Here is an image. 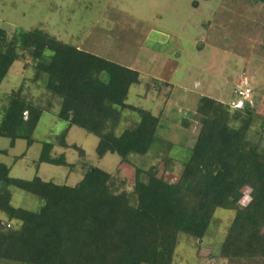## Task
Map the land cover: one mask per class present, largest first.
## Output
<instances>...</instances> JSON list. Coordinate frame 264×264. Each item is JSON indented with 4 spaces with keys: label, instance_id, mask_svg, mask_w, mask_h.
<instances>
[{
    "label": "trees",
    "instance_id": "16d2710c",
    "mask_svg": "<svg viewBox=\"0 0 264 264\" xmlns=\"http://www.w3.org/2000/svg\"><path fill=\"white\" fill-rule=\"evenodd\" d=\"M16 62L32 68L33 77L0 97V138L9 139L10 148L24 140L30 149L42 115L52 107L25 97L29 81L60 99L56 116L69 125L55 142H43L38 170L41 164L76 167L65 153L53 156L55 147L73 149L85 159L83 149L67 142L70 128L77 127L98 138L99 159L118 155L119 167L133 177L130 191L116 192L113 175L87 163H80L87 170L75 186L38 176L12 178L11 168L0 163V264H173L179 237L203 242L219 209L234 211L235 217L215 256L230 264H264V117L253 92L252 103L238 110L231 103L200 98L197 139L178 179L169 181L170 156L147 169L130 160L131 155H148L160 140V115L127 103L131 88L141 83L138 71L43 29H17L9 35L0 28V87ZM163 85L171 86L151 78L147 92ZM125 111L139 120L119 134ZM254 126L258 140L250 135ZM12 187L37 197L41 208L14 207Z\"/></svg>",
    "mask_w": 264,
    "mask_h": 264
},
{
    "label": "rangeland",
    "instance_id": "374dc122",
    "mask_svg": "<svg viewBox=\"0 0 264 264\" xmlns=\"http://www.w3.org/2000/svg\"><path fill=\"white\" fill-rule=\"evenodd\" d=\"M0 28L9 35L17 29H43L65 43L140 72L141 83L131 88L127 103L160 115V140L148 155H131L130 160L147 169L164 155L170 156L174 167L166 174L169 181L178 179L197 139L200 117L196 109L201 97L230 104L236 99L234 89L244 82L250 85L253 102L264 117V4L249 0H0ZM32 77V68L14 63L0 87V97ZM151 78L171 86L147 92ZM28 82L25 97L44 108L52 103V107L42 115L30 149L24 140L10 148V140L0 138V151L8 152L0 153V163L11 168L10 176L23 180L38 176L75 186L87 170L80 163H87V167L111 173L116 192L130 191L133 172L119 167L116 154L99 159L95 152L98 138L77 127L70 128L67 142L83 149L85 159L73 149L55 147L53 156L65 153L67 162L76 167L70 171L41 164L37 169L43 142H55L69 125L56 116L60 99H52ZM138 120L136 113L125 111L118 133ZM258 132L254 126L250 133L254 140L260 139ZM10 190L14 207L41 208L37 197L13 187ZM247 201L248 197L242 203ZM234 217V211L217 210L203 242L181 235L173 264H230L215 255Z\"/></svg>",
    "mask_w": 264,
    "mask_h": 264
},
{
    "label": "built area",
    "instance_id": "2783aa9c",
    "mask_svg": "<svg viewBox=\"0 0 264 264\" xmlns=\"http://www.w3.org/2000/svg\"><path fill=\"white\" fill-rule=\"evenodd\" d=\"M236 99L231 103L233 110L242 109L247 102L252 103V90L243 82L234 89Z\"/></svg>",
    "mask_w": 264,
    "mask_h": 264
},
{
    "label": "crops",
    "instance_id": "0c3cea01",
    "mask_svg": "<svg viewBox=\"0 0 264 264\" xmlns=\"http://www.w3.org/2000/svg\"><path fill=\"white\" fill-rule=\"evenodd\" d=\"M139 73H140V72H139ZM140 77H142V74H140ZM141 97H146V95H145V96L143 95V96H141ZM146 98H147V97H146Z\"/></svg>",
    "mask_w": 264,
    "mask_h": 264
}]
</instances>
